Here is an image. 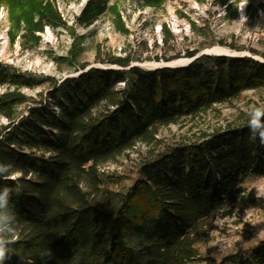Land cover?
<instances>
[{
    "label": "trees",
    "instance_id": "trees-1",
    "mask_svg": "<svg viewBox=\"0 0 264 264\" xmlns=\"http://www.w3.org/2000/svg\"><path fill=\"white\" fill-rule=\"evenodd\" d=\"M129 1L159 8L167 0ZM108 2L87 0L77 21L88 27L109 10L119 18ZM6 3L14 28L21 24L35 44L46 27L68 28L52 0ZM161 31L172 36L166 25ZM67 59L60 60L80 73L48 79L53 105H27L26 116L17 108L33 99L18 87L30 85L28 76L0 63V85L16 86L0 95V115L8 121L0 125V163L22 172L0 176V185L16 189L21 233L6 264H264V241L220 263L198 251L218 214L239 199L245 179L264 177V142L250 137L249 117L154 155L126 193L89 184H102L107 163L154 141L160 125L264 87V63L202 55L186 66L145 70L130 66V57L105 62L117 69Z\"/></svg>",
    "mask_w": 264,
    "mask_h": 264
},
{
    "label": "rangeland",
    "instance_id": "rangeland-1",
    "mask_svg": "<svg viewBox=\"0 0 264 264\" xmlns=\"http://www.w3.org/2000/svg\"><path fill=\"white\" fill-rule=\"evenodd\" d=\"M86 1L52 0L69 29L46 27L42 33L35 35L38 37L35 44L30 36L25 35L21 24V28H14L8 4L6 0H0V63L28 76L30 85H20L18 90L25 97L33 99L17 108L19 114L26 116L24 107L34 103L53 105L54 101L48 95L51 90L48 79L60 82L80 73L77 71L79 68L74 70L67 62L60 60L65 57L76 62L74 66L86 63V68L101 69L120 68L105 62L130 57V66L155 70L148 64L166 63L160 56L172 58L168 62L182 58L193 60L207 55L203 52L205 49L219 46L234 54L249 53L250 56L244 57L264 63V10L262 20L257 15V9L261 6L264 8V0H167L159 8H140L129 0H109L108 5H115L119 18L109 10L92 25L84 27L77 19ZM243 1L250 3V17L244 22L238 15V5ZM162 25L169 28L171 37H164ZM77 45L79 51L74 49ZM190 51L195 56L188 57L186 53ZM13 89H16L15 85H0V95ZM262 106L264 87L246 90L237 98L211 106L205 112H192L177 124L160 125L154 141L139 143L116 161L107 163L100 169L107 173L102 184L97 185L94 180L89 184L92 188L126 193L138 178L139 166L154 155L174 146L198 141L204 133L208 135L217 129L225 130L227 126L249 117L253 107ZM7 122L0 115V125ZM242 187L243 191L234 206L216 217V229L211 233L210 241L198 246L201 257L220 263L223 259L248 255L252 248L264 241V177H248Z\"/></svg>",
    "mask_w": 264,
    "mask_h": 264
},
{
    "label": "clouds",
    "instance_id": "clouds-1",
    "mask_svg": "<svg viewBox=\"0 0 264 264\" xmlns=\"http://www.w3.org/2000/svg\"><path fill=\"white\" fill-rule=\"evenodd\" d=\"M248 127L250 137L258 136L264 142V106L252 108ZM21 175L22 172L0 163V176L15 178ZM15 193L13 186L0 185V264H6L11 259L14 245L21 236L20 221L14 205Z\"/></svg>",
    "mask_w": 264,
    "mask_h": 264
},
{
    "label": "bare ground",
    "instance_id": "bare-ground-1",
    "mask_svg": "<svg viewBox=\"0 0 264 264\" xmlns=\"http://www.w3.org/2000/svg\"><path fill=\"white\" fill-rule=\"evenodd\" d=\"M203 52L208 55H228L229 56V55L234 54L233 51L228 50L227 48L219 47V46L205 49ZM191 59L192 58H182V59L173 60L171 62H168L167 66H170V67L186 66L190 63L189 61H191ZM162 65L163 64L157 63V62H151L150 64H148L149 67H153V68H158Z\"/></svg>",
    "mask_w": 264,
    "mask_h": 264
},
{
    "label": "built area",
    "instance_id": "built-area-1",
    "mask_svg": "<svg viewBox=\"0 0 264 264\" xmlns=\"http://www.w3.org/2000/svg\"><path fill=\"white\" fill-rule=\"evenodd\" d=\"M262 4L264 5V1L262 2ZM249 5H250V3H247V2H245V1H243V2H241L238 6V15H239V18H240V20H242V18H243V22L244 21H246L247 19H248V17H250L249 16V12H248V9H249ZM225 7H226V5L225 6H223L222 7V10H224L225 9ZM263 10H264V8H263V6H261V8H258L257 9V15L259 16V17H261V20H262V18H263ZM219 18H220V15H219ZM167 27V26H166ZM168 28V27H167ZM169 29V28H168ZM239 54H241V55H239ZM234 55V56H233ZM232 56L233 57H237V56H250V54L249 53H245V52H236L235 54H233ZM124 86V84L123 83H119L117 86H116V88L117 89H119V88H122Z\"/></svg>",
    "mask_w": 264,
    "mask_h": 264
},
{
    "label": "water",
    "instance_id": "water-1",
    "mask_svg": "<svg viewBox=\"0 0 264 264\" xmlns=\"http://www.w3.org/2000/svg\"><path fill=\"white\" fill-rule=\"evenodd\" d=\"M208 55V54H207ZM217 56V55H216ZM221 56H228V55H221ZM228 57H230V56H228ZM196 58H198V57H196ZM195 58V59H196ZM195 59H193V60H195ZM193 60H191L190 62H192ZM163 65L162 66H160V67H158V68H156V69H161V68H168V69H173V68H178V67H181V66H177V67H170V66H167L168 65V62H166V63H162ZM136 66V65H135Z\"/></svg>",
    "mask_w": 264,
    "mask_h": 264
}]
</instances>
